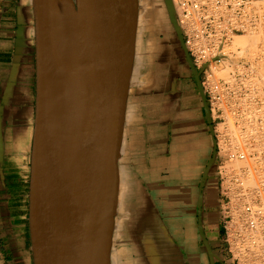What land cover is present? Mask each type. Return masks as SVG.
Masks as SVG:
<instances>
[{
	"label": "crops",
	"instance_id": "crops-1",
	"mask_svg": "<svg viewBox=\"0 0 264 264\" xmlns=\"http://www.w3.org/2000/svg\"><path fill=\"white\" fill-rule=\"evenodd\" d=\"M136 1L109 264H228L220 159L201 76L183 48L171 0ZM132 9L133 29L135 2ZM34 106L31 0H0V264H33Z\"/></svg>",
	"mask_w": 264,
	"mask_h": 264
},
{
	"label": "water",
	"instance_id": "water-1",
	"mask_svg": "<svg viewBox=\"0 0 264 264\" xmlns=\"http://www.w3.org/2000/svg\"><path fill=\"white\" fill-rule=\"evenodd\" d=\"M135 19L118 26L130 34L131 57L120 76L112 67L104 35L112 0H92L98 20L88 30L84 5L71 0H31L35 34V106L29 159L28 232L33 264H109L118 184L117 160L130 78ZM70 3L80 38L92 51L86 59L63 20ZM102 8L98 11V6ZM89 8V5H88ZM184 48V45H183ZM185 50V48H184ZM99 65L100 70L96 69ZM88 133L87 197L81 227L67 206L76 169L78 137Z\"/></svg>",
	"mask_w": 264,
	"mask_h": 264
},
{
	"label": "built area",
	"instance_id": "built-area-1",
	"mask_svg": "<svg viewBox=\"0 0 264 264\" xmlns=\"http://www.w3.org/2000/svg\"><path fill=\"white\" fill-rule=\"evenodd\" d=\"M263 1L171 0L185 51L201 76L216 129L228 264H264ZM247 34L261 35V51L253 55L247 50L239 57L224 52L233 37ZM224 70L225 76L216 75ZM236 162L242 164L234 167Z\"/></svg>",
	"mask_w": 264,
	"mask_h": 264
},
{
	"label": "bare ground",
	"instance_id": "bare-ground-1",
	"mask_svg": "<svg viewBox=\"0 0 264 264\" xmlns=\"http://www.w3.org/2000/svg\"><path fill=\"white\" fill-rule=\"evenodd\" d=\"M75 1L78 6L84 5L85 7V12L81 16L82 24L87 30L89 28L90 30L93 31V29L96 26L98 16L96 14L92 15L91 13H89L91 12V1L92 0H75ZM112 2H113V16L108 26V30L106 34L104 35V43L106 45V49H107L112 67L121 76L124 69L126 68L127 62L129 61L131 57L130 37L132 35L131 33V30H132L131 22H132V12H133L132 5L134 4V2L133 0H112ZM88 5H89V8H88ZM100 8H102V5L98 6V11ZM63 20L68 25L71 33L74 35V38L79 48L81 49L82 53L86 57V59L89 60L92 65L95 64V60L93 58L91 49L79 36L78 27L80 26V24L76 22V12L70 3H66L64 5ZM121 21L124 24L122 29L123 28L125 29V25L127 23L129 24L131 35L122 33L123 31H119L118 26L120 25ZM247 35L249 36L244 35V36L233 37L232 41H230L228 45L225 47L224 52H226V50H229L235 53L236 57H239L240 55H243L245 49L250 51V47H249L250 41L249 40H250V36H252L253 34L252 35L247 34ZM252 42L253 41H251V43ZM235 45L241 47L242 49L236 48ZM255 49L253 48L251 49L252 51L254 50L253 53L250 51L251 54L254 55V52L256 51L257 53V51L261 48L259 47L258 50H255ZM96 69L100 70L99 65L96 66ZM260 72L264 74V69L262 70L260 69ZM216 75L220 77L225 76L226 72L225 70L218 71ZM235 137H236V134H234V138ZM88 158H89L88 133L85 128H82V130L80 131L79 137H78L77 154H76V169L74 171V175L72 178L71 189H70L69 199H68V206H67L70 221L75 227L82 226L84 216H85L86 197H87V193H86L87 192V182H86L85 166H86ZM241 164H242L241 162H236L234 163V167H239ZM253 186L254 185L252 184V182H250V187H253Z\"/></svg>",
	"mask_w": 264,
	"mask_h": 264
},
{
	"label": "rangeland",
	"instance_id": "rangeland-1",
	"mask_svg": "<svg viewBox=\"0 0 264 264\" xmlns=\"http://www.w3.org/2000/svg\"><path fill=\"white\" fill-rule=\"evenodd\" d=\"M73 3H76V1L75 0H71ZM262 4L264 5V1L262 2ZM250 35H252V34H250ZM244 36V35H243ZM245 36H249V35H245ZM258 38V39H257ZM262 39H261V35H259V34H253L252 36H250V51L253 53V51L251 50L252 48L253 49H255V50H258L259 49V47L261 48V49H259L258 51H261L262 49H263V47H262V41H261ZM251 41H253L252 43H251ZM261 41V42H260ZM261 43V44H260ZM258 44V45H257ZM256 45V46H255ZM236 46V48H240V49H242L241 47H239V46H237V45H235ZM247 51V49H245L244 50V53ZM257 51V52H258ZM250 52V53H251ZM254 53H256V51L254 52Z\"/></svg>",
	"mask_w": 264,
	"mask_h": 264
}]
</instances>
